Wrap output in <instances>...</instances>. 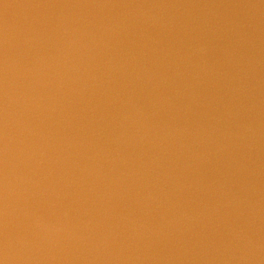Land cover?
Masks as SVG:
<instances>
[{
	"label": "water",
	"instance_id": "obj_1",
	"mask_svg": "<svg viewBox=\"0 0 264 264\" xmlns=\"http://www.w3.org/2000/svg\"><path fill=\"white\" fill-rule=\"evenodd\" d=\"M0 264H264V0H0Z\"/></svg>",
	"mask_w": 264,
	"mask_h": 264
}]
</instances>
